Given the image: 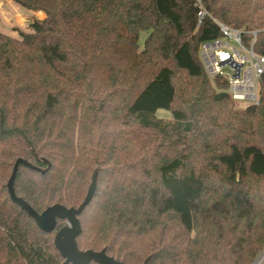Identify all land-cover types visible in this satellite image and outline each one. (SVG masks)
<instances>
[{
  "label": "trees",
  "instance_id": "16d2710c",
  "mask_svg": "<svg viewBox=\"0 0 264 264\" xmlns=\"http://www.w3.org/2000/svg\"><path fill=\"white\" fill-rule=\"evenodd\" d=\"M13 1L45 17L0 31V264H66L54 238L67 222L45 232L10 198L19 158L16 194L40 213L78 207L96 173L82 250L251 264L264 246V73L257 103L217 100L199 49L221 36L217 19L245 42L257 31L264 54V0H204L200 24L195 0ZM156 86L176 118L137 107Z\"/></svg>",
  "mask_w": 264,
  "mask_h": 264
},
{
  "label": "built area",
  "instance_id": "2783aa9c",
  "mask_svg": "<svg viewBox=\"0 0 264 264\" xmlns=\"http://www.w3.org/2000/svg\"><path fill=\"white\" fill-rule=\"evenodd\" d=\"M198 7V23L209 15L204 0H195ZM221 36L203 41L199 58L204 70L212 81L216 93L226 92L229 97L240 103L259 101L260 79L264 73V54L255 50L257 31H250L248 42L243 39V31L233 28L217 19ZM218 81L225 84L217 86ZM251 264H264V246Z\"/></svg>",
  "mask_w": 264,
  "mask_h": 264
},
{
  "label": "water",
  "instance_id": "95a60500",
  "mask_svg": "<svg viewBox=\"0 0 264 264\" xmlns=\"http://www.w3.org/2000/svg\"><path fill=\"white\" fill-rule=\"evenodd\" d=\"M226 92L215 93L217 100L227 98ZM23 163L28 165L24 159H17L12 174L7 182L10 198L14 203L22 207L36 222L40 229L45 232H51L56 229L59 220L67 222L66 225L58 229L55 234L54 244L66 264H124L113 256L107 254L105 249L95 251L92 249L82 250L78 246L77 237L82 231L79 215L90 203L97 188V175H93L91 184L88 188L84 201L78 207H66L61 204H54L47 207L41 213L36 211L28 201L18 196L15 191V179L19 165ZM144 264H147L146 261Z\"/></svg>",
  "mask_w": 264,
  "mask_h": 264
},
{
  "label": "rangeland",
  "instance_id": "374dc122",
  "mask_svg": "<svg viewBox=\"0 0 264 264\" xmlns=\"http://www.w3.org/2000/svg\"><path fill=\"white\" fill-rule=\"evenodd\" d=\"M44 17L45 13L43 11L26 9L13 0H0V31L3 33L19 37L18 31H29L30 23L34 18L43 19ZM171 92V89L167 86H156L151 93L142 98L137 107L139 109L148 108L160 117L176 118V115L167 109L172 99ZM239 105L245 106L246 103H239Z\"/></svg>",
  "mask_w": 264,
  "mask_h": 264
}]
</instances>
